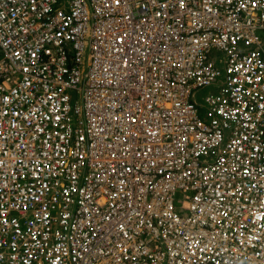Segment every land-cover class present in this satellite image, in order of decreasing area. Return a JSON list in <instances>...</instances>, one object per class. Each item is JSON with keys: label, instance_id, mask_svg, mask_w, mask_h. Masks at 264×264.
I'll return each instance as SVG.
<instances>
[{"label": "built area", "instance_id": "2783aa9c", "mask_svg": "<svg viewBox=\"0 0 264 264\" xmlns=\"http://www.w3.org/2000/svg\"><path fill=\"white\" fill-rule=\"evenodd\" d=\"M0 264H264V0H0Z\"/></svg>", "mask_w": 264, "mask_h": 264}, {"label": "rangeland", "instance_id": "374dc122", "mask_svg": "<svg viewBox=\"0 0 264 264\" xmlns=\"http://www.w3.org/2000/svg\"><path fill=\"white\" fill-rule=\"evenodd\" d=\"M212 91H214V88H212V87L205 88V89H203V90H201V91H198V93H197V98H198V100H199V99L201 100V99L204 98L208 93H210V92H212ZM72 95H73V97L75 98L76 94H75L74 92H72Z\"/></svg>", "mask_w": 264, "mask_h": 264}]
</instances>
